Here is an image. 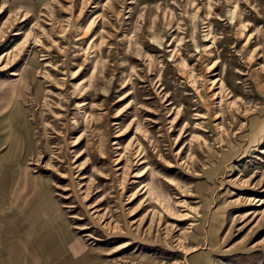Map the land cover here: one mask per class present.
<instances>
[{
  "label": "rangeland",
  "instance_id": "rangeland-1",
  "mask_svg": "<svg viewBox=\"0 0 264 264\" xmlns=\"http://www.w3.org/2000/svg\"><path fill=\"white\" fill-rule=\"evenodd\" d=\"M0 264H264V0H0Z\"/></svg>",
  "mask_w": 264,
  "mask_h": 264
}]
</instances>
